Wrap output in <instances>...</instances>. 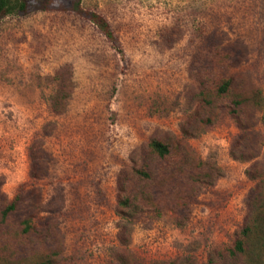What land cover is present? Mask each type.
Here are the masks:
<instances>
[{
  "label": "rangeland",
  "instance_id": "rangeland-1",
  "mask_svg": "<svg viewBox=\"0 0 264 264\" xmlns=\"http://www.w3.org/2000/svg\"><path fill=\"white\" fill-rule=\"evenodd\" d=\"M74 1L1 23L0 264H264V0Z\"/></svg>",
  "mask_w": 264,
  "mask_h": 264
},
{
  "label": "trees",
  "instance_id": "trees-1",
  "mask_svg": "<svg viewBox=\"0 0 264 264\" xmlns=\"http://www.w3.org/2000/svg\"><path fill=\"white\" fill-rule=\"evenodd\" d=\"M28 1L29 0H0V27H1V23L2 20L12 14L15 13H19V12H24L27 10L28 8ZM74 7H76V11L78 13H82L83 15L87 16V18L92 21L98 28L99 30L107 37V39L109 41H111L117 48L121 49V43L120 40L118 39L117 35L115 34V32L113 31L110 22L108 21V19L100 14L99 12H94V11H84L81 7H80V0H75L74 1ZM230 87V80L225 81L222 85H221V92H226L229 90ZM63 93L61 94H56L55 97H53V99L51 100V106H55L56 107H60L63 105V100L65 99V96ZM235 105L240 106L239 102H236ZM235 115L237 117V120L240 116V111L237 109V111L235 112ZM150 147L152 149V153L158 155V157L160 158H164L166 157L169 153H170V148L168 146V144L163 143L159 140H153L150 143ZM142 176H149L148 172L143 170L140 171ZM14 206L13 202H11L7 208L8 209H12ZM264 220V218H263ZM250 231V227L247 226L244 228L243 233L244 235L247 234ZM236 247L239 250H243V241L242 240H237L236 242Z\"/></svg>",
  "mask_w": 264,
  "mask_h": 264
}]
</instances>
